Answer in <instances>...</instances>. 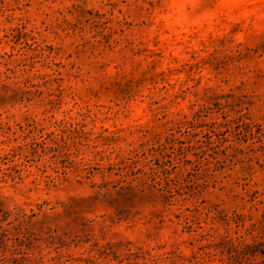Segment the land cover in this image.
<instances>
[{"label":"rangeland","instance_id":"1","mask_svg":"<svg viewBox=\"0 0 264 264\" xmlns=\"http://www.w3.org/2000/svg\"><path fill=\"white\" fill-rule=\"evenodd\" d=\"M264 0H0V264H264Z\"/></svg>","mask_w":264,"mask_h":264},{"label":"trees","instance_id":"2","mask_svg":"<svg viewBox=\"0 0 264 264\" xmlns=\"http://www.w3.org/2000/svg\"><path fill=\"white\" fill-rule=\"evenodd\" d=\"M264 219V216H263ZM236 253L238 255L246 256L247 258L253 257L255 259L258 255L264 257V242H259L257 244H244L235 247Z\"/></svg>","mask_w":264,"mask_h":264}]
</instances>
